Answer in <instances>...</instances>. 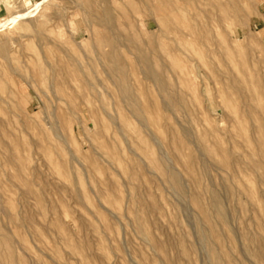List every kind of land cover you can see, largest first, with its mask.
Instances as JSON below:
<instances>
[{
	"label": "rangeland",
	"instance_id": "1",
	"mask_svg": "<svg viewBox=\"0 0 264 264\" xmlns=\"http://www.w3.org/2000/svg\"><path fill=\"white\" fill-rule=\"evenodd\" d=\"M0 2V264H264V0Z\"/></svg>",
	"mask_w": 264,
	"mask_h": 264
},
{
	"label": "bare ground",
	"instance_id": "2",
	"mask_svg": "<svg viewBox=\"0 0 264 264\" xmlns=\"http://www.w3.org/2000/svg\"><path fill=\"white\" fill-rule=\"evenodd\" d=\"M1 3V2H0ZM2 5V4H1ZM145 6V5H144ZM146 7V6H145ZM249 7V6H248ZM247 8V7H246ZM147 9V8H146ZM93 12V11H92ZM148 13V12H147ZM163 20V19H162ZM153 21V20H152ZM161 30V29H160ZM159 30V31H160ZM163 32V31H162ZM151 33V32H150ZM164 33V32H163ZM140 39V38H139ZM138 40V39H137ZM136 42V41H135ZM141 42V41H140ZM139 42V43H140ZM185 42V41H184ZM180 43H182V42H180ZM136 44V43H135ZM177 45V44H176ZM182 45V44H181ZM183 46V45H182ZM177 48V47H176ZM186 49H188L189 50V48H186ZM190 50H191V48H190ZM3 51V49L2 48H0V52H2ZM178 51H180V50H178ZM144 52H146L145 50H144ZM149 52V51H148ZM192 53V52H191ZM152 54V53H151ZM192 54H194V53H192ZM153 55V54H152ZM155 56V55H154ZM193 57H195V56H193ZM112 58H114L115 59V56L114 57H112ZM190 58V57H189ZM113 61V60H112ZM114 65H115V60H114ZM117 70H120L121 68H119V67H117L116 68ZM146 70H147V75L150 77V78H152V79H154V80H156L157 82H159V83H162V81H163V79H162V77L161 76H159L158 74H156V73H154L153 71H152V69L150 68V66L148 67L147 66V68H146ZM113 71H115V66H113ZM79 72V71H78ZM43 74V73H42ZM42 74H40V75H42ZM43 77V76H42ZM45 80V79H44ZM169 85V84H168ZM170 86V85H169ZM122 93L124 94V96L125 97H128L129 96V94H128V92L125 90V89H122ZM174 105V104H173ZM141 116V120L143 121V122H145L144 121V119H145V117L141 114L140 115ZM65 145V144H64ZM205 151H207V150H205ZM156 157V156H155ZM218 160V159H217ZM259 164H261V165H264V156H263V158H262V160L259 162ZM258 164V165H259ZM158 166V165H157ZM204 168V167H203ZM262 168V167H261ZM163 171H165V168H163ZM173 171V170H172ZM166 173V172H165ZM180 181V180H179ZM173 185H174V187H175V189L180 193L181 192V189H180V187H179V183H178V179L176 178V177H173ZM174 191V190H173ZM183 193V192H182ZM182 195V194H181ZM211 206H212V208L214 209V211L219 215V217L221 218V219H223V212H222V209H221V206H220V202H219V200H218V198L216 197V196H213L212 197V201H211ZM225 205V204H224ZM213 211V212H214ZM210 212V211H209ZM212 213V212H211ZM202 215H203V218L207 221L208 220V213L206 212V208H205V210L203 209L202 210ZM230 219V218H229ZM201 234V233H200ZM201 236V235H200ZM202 237V241L204 242V239H205V235H202L201 236ZM2 239V238H1ZM202 242V243H203ZM204 245V244H203ZM5 247V246H4ZM203 249V248H202ZM209 252H210V259H211V261H212V264H217V258H216V256L213 254V252H211V250H209ZM2 256H3V253H2ZM261 256H263V255H261ZM4 257V256H3Z\"/></svg>",
	"mask_w": 264,
	"mask_h": 264
}]
</instances>
